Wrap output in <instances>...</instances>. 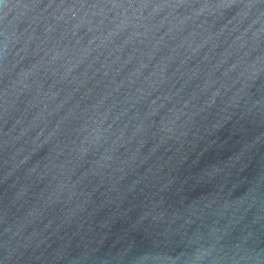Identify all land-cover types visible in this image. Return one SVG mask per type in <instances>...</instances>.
<instances>
[{
  "label": "water",
  "instance_id": "obj_1",
  "mask_svg": "<svg viewBox=\"0 0 264 264\" xmlns=\"http://www.w3.org/2000/svg\"><path fill=\"white\" fill-rule=\"evenodd\" d=\"M0 264H264V0H0Z\"/></svg>",
  "mask_w": 264,
  "mask_h": 264
}]
</instances>
